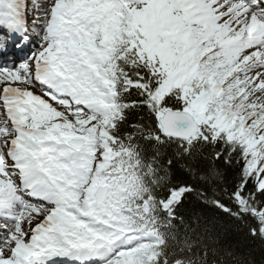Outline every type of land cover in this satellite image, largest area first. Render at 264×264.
<instances>
[{
	"label": "snow or ice",
	"instance_id": "6c2138e0",
	"mask_svg": "<svg viewBox=\"0 0 264 264\" xmlns=\"http://www.w3.org/2000/svg\"><path fill=\"white\" fill-rule=\"evenodd\" d=\"M194 192L264 241V0H0V264H224Z\"/></svg>",
	"mask_w": 264,
	"mask_h": 264
},
{
	"label": "trees",
	"instance_id": "16d2710c",
	"mask_svg": "<svg viewBox=\"0 0 264 264\" xmlns=\"http://www.w3.org/2000/svg\"><path fill=\"white\" fill-rule=\"evenodd\" d=\"M199 147V146H198ZM198 163L195 167L198 169L197 176L207 174L210 177L208 182L192 181L196 187L203 188L209 197L215 194L221 197L226 196L225 188H228L236 176L235 173L223 162L211 167L210 164H205L199 160L202 155H207V151L196 153ZM183 161H181L182 163ZM206 170V171H199ZM185 177L177 172L176 180L179 183ZM213 209L199 203L197 193L188 197L179 209L178 214H183L185 217V225H187V234L192 241H195L193 252L201 245H207L209 249L216 247L218 249L227 248L232 251V257H225L224 264H264V241L254 239L247 234L243 222L228 221L220 214L217 215V220H214L210 215ZM181 235L184 234V225H179ZM173 241H169L171 245Z\"/></svg>",
	"mask_w": 264,
	"mask_h": 264
}]
</instances>
